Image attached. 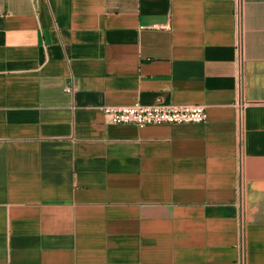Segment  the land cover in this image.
<instances>
[{
  "label": "crops",
  "instance_id": "0c3cea01",
  "mask_svg": "<svg viewBox=\"0 0 264 264\" xmlns=\"http://www.w3.org/2000/svg\"><path fill=\"white\" fill-rule=\"evenodd\" d=\"M0 264H264V0H0Z\"/></svg>",
  "mask_w": 264,
  "mask_h": 264
},
{
  "label": "built area",
  "instance_id": "2783aa9c",
  "mask_svg": "<svg viewBox=\"0 0 264 264\" xmlns=\"http://www.w3.org/2000/svg\"><path fill=\"white\" fill-rule=\"evenodd\" d=\"M105 116L114 124L149 125L204 124L207 109L200 105H173L157 102L154 105L137 103L124 107H103Z\"/></svg>",
  "mask_w": 264,
  "mask_h": 264
}]
</instances>
